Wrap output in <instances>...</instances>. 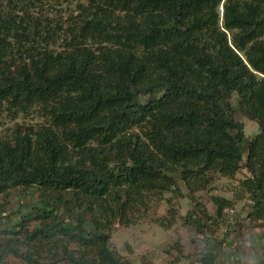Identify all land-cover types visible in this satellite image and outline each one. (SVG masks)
<instances>
[{
	"label": "trees",
	"instance_id": "1",
	"mask_svg": "<svg viewBox=\"0 0 264 264\" xmlns=\"http://www.w3.org/2000/svg\"><path fill=\"white\" fill-rule=\"evenodd\" d=\"M4 118L0 195L37 193L23 218L61 243L42 260L0 238V264H130L110 232L181 183L183 224L207 236L234 200L213 195L212 215L196 192L242 171L264 223V0H0Z\"/></svg>",
	"mask_w": 264,
	"mask_h": 264
},
{
	"label": "rangeland",
	"instance_id": "2",
	"mask_svg": "<svg viewBox=\"0 0 264 264\" xmlns=\"http://www.w3.org/2000/svg\"><path fill=\"white\" fill-rule=\"evenodd\" d=\"M235 117L243 123L247 137L258 133L255 121L240 113ZM17 120L33 122L29 118ZM11 124V121L4 118L0 124V133ZM244 173L242 171L232 179L217 176L207 189L196 192V197L206 205L212 215L215 213V205L211 199L213 195L234 200L233 208L224 210L226 222L221 223L215 231L207 233V236L183 224V215L191 203L186 196L187 189L181 183L183 195L166 192L162 199L152 198L145 213L130 214L131 219L136 220L134 224L115 226L110 232L112 248L128 259L130 264H206V261L210 264H228L231 261H244L251 250L247 248V243L250 245L261 242L254 238V232H251L254 228L251 229V226H264L262 222L253 223L248 216L250 202L239 185ZM36 197L38 194H32L29 190H13L6 195H0V238L18 236L32 246L33 253H38L42 260H46L52 256L49 249L60 251L61 238L58 234L48 239L34 238L33 222L24 220L23 217L29 210L30 201ZM167 197H171L178 213L176 220L168 228L159 224V219L168 215ZM5 261L7 264H28L13 254L7 255Z\"/></svg>",
	"mask_w": 264,
	"mask_h": 264
},
{
	"label": "crops",
	"instance_id": "3",
	"mask_svg": "<svg viewBox=\"0 0 264 264\" xmlns=\"http://www.w3.org/2000/svg\"><path fill=\"white\" fill-rule=\"evenodd\" d=\"M252 222L256 223L254 220ZM253 228L254 230H252L251 232H254V238H257L256 240L260 239L261 242H258L257 244L250 243V245L249 243H247V248L251 249L249 254H246L247 258L241 262L231 261L228 264H264V226L253 224L251 226V229Z\"/></svg>",
	"mask_w": 264,
	"mask_h": 264
}]
</instances>
